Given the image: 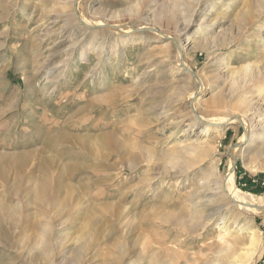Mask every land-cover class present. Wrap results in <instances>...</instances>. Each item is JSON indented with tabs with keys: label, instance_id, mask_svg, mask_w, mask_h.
I'll use <instances>...</instances> for the list:
<instances>
[{
	"label": "rangeland",
	"instance_id": "1",
	"mask_svg": "<svg viewBox=\"0 0 264 264\" xmlns=\"http://www.w3.org/2000/svg\"><path fill=\"white\" fill-rule=\"evenodd\" d=\"M250 1L253 11L264 12V0ZM145 5L0 0V264H148L165 238L176 237L173 222L188 212L190 199L205 195V181L224 178L232 167L240 192L264 198V157L248 149L244 125L227 124L219 137L216 125L207 133L197 120L187 127L195 118L189 102L196 88L181 63L203 82L196 115L223 120L239 114L244 89L233 91L225 78L246 66L264 68V51L233 32L230 10L221 12L226 19L214 33L198 39L223 41L208 53L194 50L200 15L189 30L181 23L176 31L154 19L155 8L144 12ZM108 21L114 28L103 27ZM146 21L167 37L146 30ZM170 42L168 58L163 46ZM262 77L243 93L264 95ZM219 91L225 108L214 113L207 103ZM197 136L210 143L205 156L188 167L166 162L173 144ZM62 185L70 190L57 194ZM252 206L255 212L258 204ZM238 230L234 251L253 252L251 234L264 245L262 216L242 211L232 238ZM221 235L213 227L205 240L184 236L178 244L189 253L180 251L176 264H219L217 250L201 249L210 240L229 245Z\"/></svg>",
	"mask_w": 264,
	"mask_h": 264
},
{
	"label": "bare ground",
	"instance_id": "2",
	"mask_svg": "<svg viewBox=\"0 0 264 264\" xmlns=\"http://www.w3.org/2000/svg\"><path fill=\"white\" fill-rule=\"evenodd\" d=\"M214 1H215L214 3H210V0H165V2H163L162 5H160L159 0H148L147 2L146 0H132L133 6L131 10H133L134 7H139L143 3H146L143 10L144 12H147L150 9L155 8L153 10L154 19L159 20L160 22L162 20H165L167 25L174 26L176 31H179V26L181 25V23H183L185 26L184 30H189L190 27L193 26L196 22L195 18L200 15L202 23L199 25L193 37L195 43L194 50L196 52L197 50H199V51H207L209 53L212 52V50L216 48L217 45L220 46L221 44L219 45V43L222 40H220L216 36H212L209 38L206 37L203 40H198V39L202 36L205 37L209 35L207 33L213 32L215 25L221 19H226V17L222 16L223 15L222 13L223 11H225V9H227L233 12L234 14L232 17L228 16L230 20L231 28H233V32H235L234 30H236V33L240 34V38L246 37V41L248 43H251V46H255L258 49V51H264L263 48L264 22L261 24L259 22L264 18V12H262L260 9H258L257 11H255L254 9L253 11L252 3L250 0H214ZM213 9L214 11H212ZM213 12L214 14L211 15V13ZM95 23L86 21V24L89 26H95L97 24ZM143 26L146 30H149L151 33L163 37L164 36L167 37L166 34H164L161 30H159L160 26L158 27L149 21H146ZM103 27H108L110 29L114 28V26L111 25L109 21L105 23ZM190 39L191 38H189V40ZM175 41L179 45V53H180L179 56L181 54L183 56L185 52V48L182 46V44L178 42V40ZM172 42L164 44L163 46L165 49L163 55H166L168 58H170L172 54L171 51ZM99 48H100V56L102 57L103 56L102 52L104 50V42L100 44ZM181 63L182 66L184 67V70H186L192 78L194 76L195 88H196L195 93L193 92L194 94L190 96V102H189L193 112H195V118L191 119L189 124H187V127L191 129L195 127L194 123H197V121H199L198 123H203L204 125H206L203 130L204 132L207 133L211 130L210 129L211 125H216V129H217L216 137H219L222 136L221 134L222 131L223 132L224 130L226 131L227 124L234 123L235 121H239L242 125L245 126L247 130L246 133L244 134L245 135L244 137L246 139V142H248V149L253 150L258 157H264V95H261L259 93L256 96H251V95L248 96V94L243 93L244 89L247 88V86L256 82L259 78L263 79L262 76L264 75V68L246 66L243 67L242 69L239 68L240 70H236L237 72H235V70L232 71V73L225 78V81L227 82L226 84L230 85V88H232L233 91L236 90L237 88L240 90L243 88L244 89L241 90L242 95L239 98V109H238L239 114L232 113V115H229L230 118L222 120L220 118L217 119L216 117H215L216 119H207L208 117L205 118L203 116H200L199 114L196 115L195 108L199 103L198 102L196 103L195 99L202 91L203 82L198 77V75H195V73H193V70L189 67L188 63L183 58L181 59ZM211 97H212V101L207 103V105L209 104L211 105V108L214 109V113L219 112L225 108V100H224L225 98L223 92L221 93L220 91L217 93L215 92ZM161 110L163 111L161 113L160 112L158 113L164 114L165 113L164 109ZM181 123L183 122H177V123L173 122L170 126L174 127ZM53 138L55 137H52V139ZM52 139L50 138V140ZM209 145L210 143L208 141L206 140L203 141L202 139L199 138V136H197L195 139H192L191 142L189 143L178 142L171 146V149L165 156L166 162L167 163L169 162L171 165L173 164L175 166L188 167L192 162V160L201 159L203 156H205V154L208 151L207 147H209ZM9 160L11 161V159ZM235 179L236 178L234 175V169L232 167L230 172L224 178L221 179L215 177L212 180H206L205 183L203 184L204 185L203 187H205L206 189L205 188L202 189H205L204 191H206V193L209 194V197L207 196L206 193L205 195H203L204 193L202 194V192L200 191V196L197 195L198 197H196V199L193 197L195 200H193L192 198H191L192 200L190 199L191 203L189 202L188 204L190 206L188 212L182 213L173 222L172 227L177 232V235H175L176 237L174 236L175 238L170 241L169 238H165L160 243L159 249L161 251V254L158 252L160 254L159 256H156L157 253H155V255H152L149 258L148 264L178 263L179 261L177 260L181 258L179 254L180 251L181 253L183 252L189 253L187 252L188 250L182 249L183 247L180 248L179 247L180 245L178 244V243L181 244L185 243L184 236H189L190 238L197 237L199 239L205 240L204 239L206 237L205 234L209 232L211 229H213V227H217L219 232L222 234L221 240L229 242V245H224V243L221 245H217L216 243H214V240H210L207 244H205V246H202L201 249L202 254H206L207 252L217 250V253L219 254V257H217L219 258L218 259L219 264H257L264 256V245L261 247H259L260 245H257L258 241L254 236L255 234L249 235L250 238L249 245L250 247L254 248V251L245 254L240 252L239 250L234 251L233 249V247L239 243L240 237L242 236L239 231L240 229L238 230L239 234L234 235L235 237L233 238L232 235L237 229L239 218L241 217L242 211H244L248 215L253 214L257 216H262L264 218V198L258 197L253 199L252 197L246 195L247 193L244 194L240 192L236 186ZM50 180L52 181V179ZM49 187H50L49 182L45 181L43 188L45 189L46 192L49 190ZM68 190H70L68 189V187L65 188V186L62 185L58 188L57 191L59 193L57 194L64 193L65 191ZM67 195L68 192L66 193V196ZM254 202L258 204V207L255 208V212L253 210H250V208L253 207L252 204ZM252 211L253 213H251ZM228 212L230 213L228 214ZM229 216L232 218H230ZM231 219L233 220V222L229 224L228 222H230ZM168 222L169 220L167 221V223ZM231 224L235 225V229L232 228ZM185 258L187 259L188 257ZM21 261L23 260L21 259ZM35 262L33 261V264ZM207 262L208 263L206 264H215L214 262L213 263L210 262L209 259H207ZM49 264H54V262ZM183 264H191V261L189 260L185 261V263Z\"/></svg>",
	"mask_w": 264,
	"mask_h": 264
}]
</instances>
